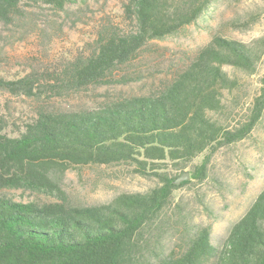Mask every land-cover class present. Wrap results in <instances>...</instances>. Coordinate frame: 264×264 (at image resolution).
Returning a JSON list of instances; mask_svg holds the SVG:
<instances>
[{"label":"trees","instance_id":"1","mask_svg":"<svg viewBox=\"0 0 264 264\" xmlns=\"http://www.w3.org/2000/svg\"><path fill=\"white\" fill-rule=\"evenodd\" d=\"M74 1L0 0V20L9 21L24 2L63 9ZM214 1L129 0L125 11L135 19V31L101 35L95 51L67 65L54 84H40L33 74L0 77V93L44 102L17 136L7 133L9 120L0 114V189L58 195V201L28 203L0 195V264H264V188L224 237L183 214L168 226L167 213L174 193L189 184H176L186 169L192 167L190 181L207 180L210 156L248 137L262 118L264 89L249 121L236 126L228 121L225 98L241 85L232 72L259 70L264 36L251 42L214 36L149 96L79 110L47 106L43 99L49 88L78 90L101 83L150 41L198 23ZM123 164L157 179V185L105 204L69 203L62 190L69 170Z\"/></svg>","mask_w":264,"mask_h":264},{"label":"rangeland","instance_id":"2","mask_svg":"<svg viewBox=\"0 0 264 264\" xmlns=\"http://www.w3.org/2000/svg\"><path fill=\"white\" fill-rule=\"evenodd\" d=\"M128 3L129 0H75L58 9L24 2L9 21L0 20V77L18 80L33 74L40 84H54L67 65L95 51L101 35L135 31L136 21L125 11ZM206 13L198 23L174 36L150 41L135 59L113 69L101 83L78 90L49 88L43 99L47 106L79 110L108 100L149 96L214 36L241 42L264 36V0H216ZM244 23L252 26L246 28ZM232 73L240 78L241 85L226 94L225 102L231 113L228 121L236 126L249 121L255 101L262 95L264 61L254 75ZM43 103L36 97L0 93V114L10 123L7 133L17 136ZM205 155L194 165L201 164ZM208 169L207 180H189L174 193L171 211L167 212L168 226L180 222L183 214L199 226H212L217 237H224L227 228L245 214L264 188V111L248 137L210 156ZM190 170L192 167L186 172ZM156 185L157 179L140 176L129 165L85 166L66 173L62 190L72 205H99L121 194L144 193ZM0 195L21 203L58 201V195L24 188L0 189Z\"/></svg>","mask_w":264,"mask_h":264},{"label":"water","instance_id":"3","mask_svg":"<svg viewBox=\"0 0 264 264\" xmlns=\"http://www.w3.org/2000/svg\"><path fill=\"white\" fill-rule=\"evenodd\" d=\"M191 179L190 173L186 172L183 176H181L177 181L176 184L180 185L182 182L189 181Z\"/></svg>","mask_w":264,"mask_h":264}]
</instances>
